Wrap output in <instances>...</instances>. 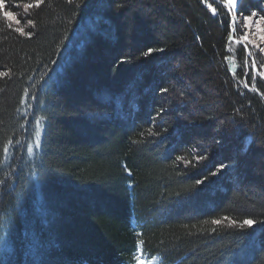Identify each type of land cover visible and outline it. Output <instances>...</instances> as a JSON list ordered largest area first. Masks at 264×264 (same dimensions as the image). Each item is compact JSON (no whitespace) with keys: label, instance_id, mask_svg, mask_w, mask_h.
<instances>
[{"label":"trees","instance_id":"trees-1","mask_svg":"<svg viewBox=\"0 0 264 264\" xmlns=\"http://www.w3.org/2000/svg\"><path fill=\"white\" fill-rule=\"evenodd\" d=\"M223 2L0 0V264H264V78Z\"/></svg>","mask_w":264,"mask_h":264},{"label":"snow or ice","instance_id":"snow-or-ice-1","mask_svg":"<svg viewBox=\"0 0 264 264\" xmlns=\"http://www.w3.org/2000/svg\"><path fill=\"white\" fill-rule=\"evenodd\" d=\"M214 2H215V0H214ZM41 3H43V0H36L35 7L38 8V7L40 6ZM241 6H242V5L238 3V0H225V7H227L229 13H234V12L238 11L239 8H240ZM31 7H33L32 4H28V5L25 6L26 10H27V9H30ZM209 7H211V5H209ZM212 11H213V14L216 13V9H215V8H213ZM4 15H5L8 19H10V20H11V19H15V18L12 16V13H10V12H5ZM256 15H257V14H256L255 12H253V13H251L250 16L243 17L242 22H243V25H244L245 28H248V27H249V25L253 22V21H252V17H254V16H256ZM260 21H264V16H260L259 20L256 21V23H259ZM16 22H17V24L20 23L19 20H17ZM26 22H27L29 25H32V24L34 23V22H33L32 20H30V19L27 20ZM230 28H231V31L229 32V35H228V42H229V43H237V44L244 43L245 46H247V44L251 43V41H250V39H249L248 32H244V33H242V34L240 35L239 39H236V37H235V33H236L237 29H238V25H237V17H236V15H232V16H231V24H230ZM16 30H17L18 32H20L22 35H25V34H27V35H29V36L31 35L30 32H29V33H25L23 28H17ZM260 39L264 40V36H261ZM253 46H254V47H258L257 45H253ZM245 50H247V47H245ZM153 51H156V50H154V49H152V48H149V49L147 50V52L143 53V55L148 56V55H150ZM160 51H162V50H160ZM259 51H260V52H264V47H260V48H259ZM227 58H228V57L225 56V59H227ZM253 67H255V61H253ZM0 75H7V73H0ZM246 86H247V85H246ZM161 91H162V92H166L167 89H161ZM38 146H39V145H38ZM29 150L31 151V149H29ZM4 151L7 152V148H5ZM203 158H204V157L201 156V157H199L198 159H203ZM177 159H183V158H182V157H178ZM224 167H225V165L220 164L219 167H218V169H217V172H213L212 175H216V174H217L221 169H223ZM199 183H202V181L197 180V184H199ZM213 223H215V224H219L220 222L214 220ZM233 223H235V222H233ZM253 223H254V221L251 220V219H245V220L243 221V225L251 226ZM3 242H4V238H3L2 236H0V243H3ZM137 264H145V261H143V260H141V259L138 258V259H137Z\"/></svg>","mask_w":264,"mask_h":264},{"label":"rangeland","instance_id":"rangeland-1","mask_svg":"<svg viewBox=\"0 0 264 264\" xmlns=\"http://www.w3.org/2000/svg\"><path fill=\"white\" fill-rule=\"evenodd\" d=\"M215 1H217V0H215ZM223 3H225V2H223ZM238 3L242 5L241 6L242 7L241 14H239V16H238L239 24H240L239 25L240 26L239 27L240 32H241V34L244 32H248L249 39L251 41L250 44H251L255 54H257L260 57L261 64H262L261 67H263V70H264V52L259 51L260 47H264V40L260 39L261 36H264V21H260L259 23H256V21L259 20L260 16H264V0H238ZM253 12H255L257 15L252 17L253 22L249 25L248 28H245L243 25V22H242L243 17L250 16L251 13H253ZM11 20H14V19H11ZM234 44H236V43H234ZM253 45H257L258 47H254ZM246 47H247V50H245L244 47L243 48H244L246 56L248 58H250V62H251L250 65H251L252 71L254 72V75L261 77V78H264L262 76V74H260L258 72L256 65H255V67H253V61L254 60L248 53V46H246ZM255 71H256V73H255ZM255 92L257 95H258V93H260L258 91H255ZM261 95L263 96L264 94H261ZM214 97H216V96H214ZM192 107L195 108V106H193V105H192ZM194 112L197 113L196 109ZM216 114L218 115V113H216ZM221 125H222V123L220 124V126ZM223 136L225 137V135H223ZM261 152H263V151H261ZM256 158H258V160H260V161H264V157H262L260 154L256 155ZM261 202H263V201H261ZM242 205H245V204H242ZM242 205L239 204L238 206L241 207ZM245 207H249V206H245ZM138 258L145 261V264H156V262L154 260H147V259H144L140 256ZM135 264H137V260H136Z\"/></svg>","mask_w":264,"mask_h":264},{"label":"water","instance_id":"water-1","mask_svg":"<svg viewBox=\"0 0 264 264\" xmlns=\"http://www.w3.org/2000/svg\"><path fill=\"white\" fill-rule=\"evenodd\" d=\"M222 5L225 6V3H222ZM226 10H227V12H228L227 7H226ZM228 13H229V12H228ZM236 44H237V43H236ZM238 45H241V46H243L244 48L246 47L244 43H241V44H238ZM247 55H248V54H247ZM255 73H256V71H255ZM258 95H259V96H262L260 93H258ZM262 98H263V100H264V95L262 96Z\"/></svg>","mask_w":264,"mask_h":264}]
</instances>
